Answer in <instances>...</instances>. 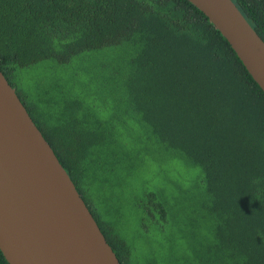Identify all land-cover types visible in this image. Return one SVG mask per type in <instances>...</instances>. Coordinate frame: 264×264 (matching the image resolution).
Here are the masks:
<instances>
[{
	"label": "trees",
	"instance_id": "obj_1",
	"mask_svg": "<svg viewBox=\"0 0 264 264\" xmlns=\"http://www.w3.org/2000/svg\"><path fill=\"white\" fill-rule=\"evenodd\" d=\"M232 1L264 40V0ZM43 60L70 74L25 87L21 69ZM0 70L120 264L155 261L131 259L88 188L133 172L148 143L199 169L183 264H264V93L189 0H0ZM129 120L140 129L125 144ZM144 200L167 209L158 192Z\"/></svg>",
	"mask_w": 264,
	"mask_h": 264
},
{
	"label": "water",
	"instance_id": "obj_2",
	"mask_svg": "<svg viewBox=\"0 0 264 264\" xmlns=\"http://www.w3.org/2000/svg\"><path fill=\"white\" fill-rule=\"evenodd\" d=\"M264 93V40L232 0H189ZM0 251L8 264H120L0 70Z\"/></svg>",
	"mask_w": 264,
	"mask_h": 264
},
{
	"label": "rangeland",
	"instance_id": "obj_3",
	"mask_svg": "<svg viewBox=\"0 0 264 264\" xmlns=\"http://www.w3.org/2000/svg\"><path fill=\"white\" fill-rule=\"evenodd\" d=\"M71 68L65 64L43 60L22 68L20 82L29 86L36 80L43 83L59 76L67 78ZM100 113L107 109L100 107ZM136 122L127 121V130L121 132L125 144H130L132 132H137ZM140 162L133 172L121 176L117 184L89 186V198L100 217L130 246V257L135 261L154 260L155 264H183L182 257L190 253L187 238L182 230L188 212L194 208L201 195L200 173L196 166L186 163L179 156H171L146 144ZM150 192H158L167 202L165 209L143 210L144 200ZM194 201V202H191ZM192 213L190 214V216ZM194 224L197 222L196 218ZM197 230L203 240L207 238V224H199Z\"/></svg>",
	"mask_w": 264,
	"mask_h": 264
}]
</instances>
